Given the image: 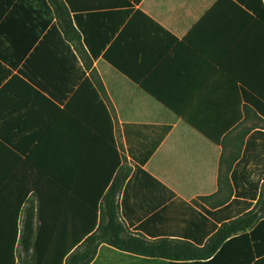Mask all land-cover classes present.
Listing matches in <instances>:
<instances>
[{"label": "crops", "instance_id": "0c3cea01", "mask_svg": "<svg viewBox=\"0 0 264 264\" xmlns=\"http://www.w3.org/2000/svg\"><path fill=\"white\" fill-rule=\"evenodd\" d=\"M64 1L78 34L67 39L60 30L44 38L45 31L36 41L28 5L17 0L7 7L9 0H0L2 56L16 44L11 63L0 61V264H34V248L25 254L20 241L25 221L37 222L41 208L44 218L58 222L59 236L68 235L69 219L86 218L85 209L116 177V150L122 167L135 170L127 132L171 127L142 168L175 193L176 207L182 208L180 200H198L216 211L235 197L232 173L248 138L264 131L259 15L252 19L234 0H141L133 6L116 5L130 0ZM49 19L57 23L53 13ZM30 56L32 64L19 72ZM80 66L86 77L94 75L98 93L77 83ZM261 188L263 206L264 183ZM137 203L134 214L142 215L147 207ZM71 204L81 208L69 213ZM99 206L98 218L104 202ZM139 224L128 232L151 241L177 239L175 229L187 227L176 212L148 226L156 235L137 231ZM168 262L103 243L90 264Z\"/></svg>", "mask_w": 264, "mask_h": 264}, {"label": "trees", "instance_id": "16d2710c", "mask_svg": "<svg viewBox=\"0 0 264 264\" xmlns=\"http://www.w3.org/2000/svg\"><path fill=\"white\" fill-rule=\"evenodd\" d=\"M15 1L17 0H9L7 7ZM132 1L133 3L131 0L119 1L116 5L133 6L138 5L141 0ZM234 1L251 13L252 19L259 15V22L264 25V0ZM18 3L28 5L33 14L36 41L45 31L48 34L46 32L44 38L59 36L60 30L67 39L70 38V32L71 35L78 34L70 16L69 2L67 4L64 0H18ZM51 13L57 19V23L53 25L49 19ZM8 49L5 57L0 53V61L10 64V54L16 50V44L11 43ZM0 50L3 51L1 47ZM72 56L79 67V61L73 52ZM32 59L30 56L19 72H26V68L32 64ZM105 59L107 60L106 56ZM20 61L18 60L17 66ZM80 72L81 77L77 83L82 81V86L94 88V75L86 77V70L81 66ZM245 85L250 92H256L251 85ZM98 87L103 88L101 82ZM143 88L146 90L145 86ZM94 90L98 93L95 88ZM258 95L262 97L261 93ZM158 100L160 101L159 98ZM258 109L264 115V110L261 107ZM183 119L189 121L186 117ZM191 125L209 139L212 137L200 126ZM160 130L158 133L149 131L145 134L127 132L129 155L137 162L135 170L122 167V158L116 150V177L113 180L110 176L106 188L98 193L96 203L85 209L86 218L69 219L66 222L68 235L54 234L58 222L44 218L42 208L37 222L33 218L25 221L20 242L25 254L30 248H34V264H90L98 246L103 243L121 252L149 260L169 261L166 264H264V205L260 206L261 185L264 183V131L256 130L250 135L244 155L234 168V199L228 205L211 211L201 208L198 200L190 204L180 200L182 208L176 207L178 203L173 200L175 193L142 168L161 145L171 127L164 126ZM211 141L220 143L219 140ZM140 150L145 153L144 156L139 157ZM120 195L122 200L119 203ZM100 201L104 202V209L98 218ZM135 202L147 207L142 215L134 214L133 208L139 207ZM79 208L81 207L71 204L68 211L74 212ZM130 209L131 211H128ZM167 212H176L178 219L187 224V227L175 229L179 240L166 237L151 241L144 236L128 232V227L140 223L137 231L156 235L158 231L149 229L148 226L156 224L158 218ZM121 217L126 219L128 225L120 220ZM145 217L148 218L143 221Z\"/></svg>", "mask_w": 264, "mask_h": 264}]
</instances>
